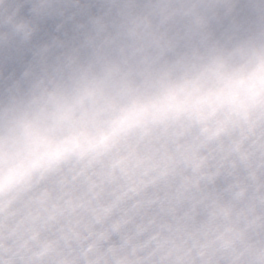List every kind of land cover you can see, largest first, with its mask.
Returning <instances> with one entry per match:
<instances>
[{
    "label": "clouds",
    "instance_id": "9594fccd",
    "mask_svg": "<svg viewBox=\"0 0 264 264\" xmlns=\"http://www.w3.org/2000/svg\"><path fill=\"white\" fill-rule=\"evenodd\" d=\"M0 264H264V0H0Z\"/></svg>",
    "mask_w": 264,
    "mask_h": 264
}]
</instances>
